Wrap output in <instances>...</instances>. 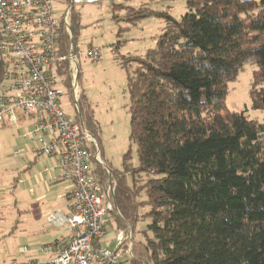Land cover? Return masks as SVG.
I'll return each mask as SVG.
<instances>
[{
	"label": "trees",
	"instance_id": "trees-1",
	"mask_svg": "<svg viewBox=\"0 0 264 264\" xmlns=\"http://www.w3.org/2000/svg\"><path fill=\"white\" fill-rule=\"evenodd\" d=\"M186 8L180 19L158 13L166 25L156 47L121 59L139 164L129 152L122 171L110 170L114 213L132 229L130 264H264V121L226 105L229 84L250 64L252 108L264 111V0H188ZM153 14L141 8L127 21ZM81 29L74 8L75 47ZM70 46L64 33L62 53ZM78 105L77 119L98 138L83 94ZM102 171L93 174L105 186ZM141 221L145 241L133 232Z\"/></svg>",
	"mask_w": 264,
	"mask_h": 264
},
{
	"label": "built area",
	"instance_id": "built-area-1",
	"mask_svg": "<svg viewBox=\"0 0 264 264\" xmlns=\"http://www.w3.org/2000/svg\"><path fill=\"white\" fill-rule=\"evenodd\" d=\"M104 1L0 0V129L28 127L22 137L34 144L31 153L55 159L51 170L59 169L73 186L70 213L48 217L50 224L71 229L69 240L59 238L47 245L46 261L11 264H130L133 257L130 227L118 233L116 249L102 246L107 217L116 211V183L107 169V185L94 176L99 167L105 168L95 138L82 120L72 119L61 108V99L68 94L59 74L63 64H68L72 100L79 110V57L94 61L101 57L98 48L84 53L73 45L72 11ZM64 33L71 41L67 54L60 49ZM26 253L22 249L21 254Z\"/></svg>",
	"mask_w": 264,
	"mask_h": 264
},
{
	"label": "rangeland",
	"instance_id": "rangeland-1",
	"mask_svg": "<svg viewBox=\"0 0 264 264\" xmlns=\"http://www.w3.org/2000/svg\"><path fill=\"white\" fill-rule=\"evenodd\" d=\"M187 3L188 0H106L75 6L82 25L78 47L84 53L90 47L98 48L101 54L97 61L80 56L78 72L81 93L100 126L94 143L96 152L100 149L105 162L104 170L101 167L98 170L105 173L106 183L109 180L106 169L122 171L127 153H131L134 166L139 164L137 146L130 142L128 75L121 59L129 55L144 56L148 50L155 48L156 39L166 25L157 14L169 13L180 19L187 12ZM115 4L118 5L120 21L114 19ZM129 8L135 11L147 8L154 14L132 24L127 20L135 11L132 13ZM65 9L61 7L60 12ZM255 69V66L247 64L237 80L229 84L226 105L233 112L245 111L250 119L263 122L264 111L252 108L250 96ZM61 81L65 86V77ZM71 82L72 78L68 94L61 99V108L69 117L76 119L79 110L72 100ZM18 130L22 136L24 131ZM14 134L16 132L11 127L0 129V264L19 260V248L31 246L33 235L39 228L36 221L43 217V206L54 203L56 197L55 190L50 191L46 182L51 173H45V168L53 166L55 159L31 154L34 144L24 138H13ZM62 183L63 188L65 182ZM112 217L119 218L115 213ZM146 225L147 221L138 222L136 230H133L135 240L145 241L141 232ZM129 227L125 223L121 228L128 231Z\"/></svg>",
	"mask_w": 264,
	"mask_h": 264
},
{
	"label": "crops",
	"instance_id": "crops-1",
	"mask_svg": "<svg viewBox=\"0 0 264 264\" xmlns=\"http://www.w3.org/2000/svg\"><path fill=\"white\" fill-rule=\"evenodd\" d=\"M27 128L23 127L20 130L25 131V129ZM12 129H14L16 132L13 138H16V137L23 138L18 129L16 128H12ZM55 166H56V162H54L53 166L48 165L45 168V169H49L48 172L51 173V176L49 177V179L46 180V182L49 184L50 191L51 189L55 190L54 195H56V197L54 198V203L49 204V206H46V207L45 205L43 206L44 208L43 217L40 216L36 221V225H38L39 228L36 229V233H34L33 235L34 238L30 242L31 246L20 247L17 252L20 256L19 260H17L19 262H26L31 259L38 260V261L48 260L50 256L43 251L44 248L47 245L53 244L59 238H63L68 241L72 235V231L69 227L59 228L48 222L49 215L54 212H62L64 214L70 213L71 193L73 191L72 184L65 181L62 178V175L59 169L51 170L52 168H55ZM45 173L47 172L45 171ZM62 182H65V186L63 188H62V184H63ZM33 206H36V205H33ZM37 206H40V204H37ZM27 211H28V214H30L29 208L27 209ZM105 230H106V235L104 239L102 240V246L109 248V249H116L117 248V235L120 232H125L124 229L119 226V223L117 222V219L115 217H112V215H109L106 220ZM22 249H27V253L25 255L21 254ZM125 260L127 261L126 257H125Z\"/></svg>",
	"mask_w": 264,
	"mask_h": 264
}]
</instances>
